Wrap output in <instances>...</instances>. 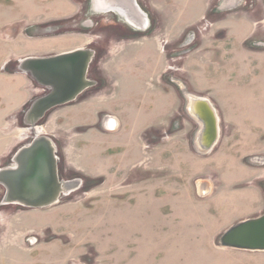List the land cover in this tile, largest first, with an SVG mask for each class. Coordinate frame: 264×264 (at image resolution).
Wrapping results in <instances>:
<instances>
[{"label": "rangeland", "instance_id": "obj_1", "mask_svg": "<svg viewBox=\"0 0 264 264\" xmlns=\"http://www.w3.org/2000/svg\"><path fill=\"white\" fill-rule=\"evenodd\" d=\"M177 2L136 0L143 18L149 19V23L151 21V33L136 40L119 41L112 34L98 32L92 35L86 32L95 31L99 23L97 26L92 17L88 19L87 15L83 17L81 14L79 19L83 18V22L72 23H78V29L66 32L69 29L55 31L52 28V31L37 32L65 20L77 19L75 8L64 14L58 12L61 0H0V113L12 108L0 130L1 137L12 148L3 156L4 151H0V169L13 166L14 154L38 134L49 137L59 147L63 169L91 176L90 166L102 165L100 158H92L91 150L95 140L92 132L97 131L93 118L99 112V116L105 117L103 120L116 116L120 119L121 130L118 133L117 130H105L107 133L116 132L108 138L111 141L109 148L114 154L109 156L116 164L127 152L130 141L133 142L134 155L141 139L146 157H150L157 147L170 146L160 150V155L171 162H178L180 169L187 170L192 165L201 164L208 173L211 170L215 174L216 164L213 162L209 166L206 161L208 154L199 155L193 150L191 136L184 131L189 120L181 94L168 113V100L161 98L163 93L175 89L171 79L178 82L181 78L184 81L185 77L183 64L186 56L177 61V57L172 55L180 34V29L174 24V16L178 17L176 23L181 25L200 11L198 0ZM163 11L166 12L167 26L163 24ZM114 18L115 22L110 20L104 26L127 25L119 15ZM187 29L182 32L181 41ZM53 37L57 41H68L69 45L54 51L29 48ZM91 46L103 49L101 60L94 66V74L105 82L102 90L87 91L73 105L51 110L34 129L29 128L25 123V112L47 91L29 75L20 72L18 62L30 55L48 57L57 52ZM231 57L235 63L226 65L224 75L227 78L232 76L234 85L255 83L257 78L264 81V70H250L237 54ZM209 78L207 84L214 88L216 80ZM233 87L231 83L222 85L225 102L238 98L237 103L252 108L256 112L254 114L264 120V95L259 93L254 101H242L249 92ZM99 102L103 107L94 110ZM87 108L92 112L83 113L82 110ZM84 114L91 118L82 122L79 116ZM162 118L164 124H161ZM152 121L160 123L146 129L145 124ZM183 121H186L184 125ZM135 125L138 129L144 125L145 129L136 133ZM174 125L182 129V142H186L190 150L181 143L172 146L174 138L171 137L176 132ZM39 127L41 132L37 133ZM230 133L231 129L228 130ZM260 139L250 144L251 147L258 146L263 150L264 135ZM232 140H239V136H233ZM145 144L148 149H145ZM255 155L246 157L247 163L256 162ZM257 155L264 157V151ZM171 174L161 170L149 172V176L159 177ZM59 179L68 182L69 178ZM82 179L86 182L84 188L65 193L58 203L50 207L27 210L13 207L0 212V264H264V252L221 249L217 245L218 237L234 225L237 218L257 211L259 204L254 193L259 190V185L254 177L249 178V174L246 178L232 179L237 188L230 186L227 191L238 190L239 194L233 199V207H228L230 204L226 199L204 202L199 198L202 183L211 179L215 191L217 178H132L133 182L140 179L147 182L141 187L137 184L136 189H131L133 192L125 188L131 178ZM94 180L103 182L98 185L95 181L92 185ZM160 181L168 187L174 185L172 189L175 191L188 190L193 196L181 199L182 205L172 208V211L171 207H164L171 199L161 200L164 193L158 188ZM2 195L0 187V198ZM134 195L144 198L131 199Z\"/></svg>", "mask_w": 264, "mask_h": 264}, {"label": "crops", "instance_id": "obj_2", "mask_svg": "<svg viewBox=\"0 0 264 264\" xmlns=\"http://www.w3.org/2000/svg\"><path fill=\"white\" fill-rule=\"evenodd\" d=\"M179 1L180 0H178L177 3H179ZM91 2L92 0H61V5L58 8V12L64 14L71 12L72 9L75 8L77 9L76 13L78 15L77 19H75L76 22H83V18L79 19V15L81 14L83 17L87 15L88 19L89 17H92L96 25L99 23V26H97L99 29H101L100 31L95 29V31L90 30L86 32H89L92 35L98 32V34H104L108 31L109 27L104 26L105 23L113 19L116 20V18H114L116 13L113 11H101L99 7ZM198 5H200L199 13L181 25L176 23L178 17L176 15L174 16V24H176L178 29H180V34L178 35V38L175 37L178 40L174 43L173 49H175L181 41L180 37L182 36V32L185 31V29L195 25L201 19V17L208 15L209 19L214 25L210 31L202 37L196 47L193 48V51L188 53L186 56V62L183 64V71L185 75L184 81L182 78L179 79L178 82L173 84L175 85L176 90L172 89L165 94L163 93L161 98L168 100V103H166L168 108L167 113L169 112V109L171 111V108H174V103L176 104L177 98L179 100V95L181 94L180 88L192 95L206 98L209 100V102H211L218 117L220 133L218 142L212 152L208 154L207 157H209V159L206 161L209 166L213 162L216 164L214 170L215 174H212L211 170H209L208 173L201 164L192 165L190 169L187 170L180 169L181 166L178 162H171L164 156L160 155L161 151L164 149L166 150L170 146L162 147L161 149L157 147L155 150H153V152H151L150 157L149 155L146 157L145 153L142 151L144 147L141 146V139H139L140 145H137L139 149L136 151V155H133V142L130 141L127 147V152H124V156L119 158V163L116 164L115 160L109 156V147L111 141H108V138H110L113 134H116V132L107 133L106 131L100 133L97 131L92 132L95 134V140L91 149L93 151L92 158H100V163L102 165L97 166L92 164V166H90L91 169L89 173L92 177L100 176L103 178H117L119 174H127L130 173V171L132 172L133 167L142 162V167L147 171V178H217L218 186L216 187L215 191L213 190L214 187L211 184V179L210 181H205L202 183L200 190L201 188L208 187L209 192L208 195L205 196H200L199 194V198L204 202L206 200L214 202L218 199H226L230 204L228 207H233L235 202L233 199L239 195L238 190L231 191V194L227 191L230 186L237 188L235 185H233L232 179L246 178L249 174V178L251 176L254 177L255 183L259 185V190L256 189L257 191L254 193L256 195V203L257 205L259 204V206L256 207L257 211L253 212V214L237 218L233 223L236 224L240 221L258 217L264 213V164L262 162L264 157L257 155L262 153L264 148L262 150L258 146L251 147L250 145L257 143L258 140L261 141L260 137L264 135V120L262 117L256 116L254 114L256 112L252 108L249 109L245 105L241 106L239 103H237L238 98L230 101L226 100L225 102L224 93L221 92V87L226 83H231L235 89H246L249 92V96L242 97V101H249L250 99L251 101H254L256 99L255 96L259 93L264 95V81H259L257 76V79H255L257 82L240 86L239 83L236 85L233 84V80H231L232 76L227 78L224 75V71L227 69L226 65L229 63H235V60L231 57L232 54H237L238 57H241L242 63L248 66L250 70L256 68L264 70V0H198ZM177 14L179 15V12H177ZM165 15L166 12L163 11V24L167 26L168 21L164 18ZM115 20L113 21L115 22ZM70 22L74 23V21H69L68 23L64 22L65 24L62 22L60 25H69ZM153 22L154 24L156 23L154 20ZM148 24L149 21H147L146 27H148ZM36 31H40L41 33L44 30ZM55 39V37L52 39L49 38V40L47 39L46 42H40L37 44V46L32 45L29 48L34 50L37 47L40 50L52 51L56 48L63 49V47L69 45L68 41L62 42ZM115 39L119 40L116 37ZM76 49L81 48H73L70 50L57 52L54 55L70 52ZM30 57H35V55H30L29 58ZM127 62L128 61H126V65ZM233 74L235 73L233 72ZM209 77L216 80L214 88L212 87L213 85L211 86L207 84L209 83ZM234 101H236V103ZM100 103L101 102L96 104L98 107H95L94 110H100L103 107L100 106ZM90 110L91 108H87L86 110L82 111L83 113H91L92 111L90 112ZM11 111L12 108L7 112L0 113V130L3 127L2 125L4 124L5 119L9 118L8 116ZM98 114H96V116L93 118V123L95 124L97 122ZM85 116V114L79 116V120H82L83 122L91 118H87ZM112 118H114L116 121L115 130H117L118 133L121 130L119 121L120 119L117 116ZM160 120H162L161 124H164V118ZM188 120L189 126H186L184 131H186V135L191 136V144L194 150L193 144L196 132L198 130V124L192 121L189 117ZM158 123L155 121L147 122L145 124V128L147 129L150 125L153 126L152 124ZM185 123L186 121H183V125ZM108 125L110 126L111 123L109 122ZM136 125L134 126V131H136V133H141L143 131L144 125H140V129H138ZM177 126H173V130L176 132L174 133L175 136L173 135L171 137L174 138L173 142H171L172 146L175 147L178 146V143H181L182 145L187 146V148L190 150L189 145L186 142H182V129ZM230 129L232 130V133L228 134V130ZM235 135L239 136V140H232V137ZM11 148L12 146L8 144V142L5 143V138L1 137L0 131V151H4L1 156L5 155V151L8 153ZM145 148L148 149L146 144ZM138 152L139 156L137 157ZM253 154H256L254 159L257 161L247 163L246 157ZM156 170L172 172V174L167 177L153 175L149 176V172ZM146 183L147 182H142L139 184V186L141 187ZM158 185V188H160L164 193L161 200L164 202L166 199H171V202L165 204L164 207H171L172 211V208L180 207V205H182L181 199L192 195L190 192H188V190L180 191L181 189H179L175 191L172 189L175 188L174 185H172V187H168L167 184L162 181H160ZM137 186V184L131 185L129 187L130 189L127 191L133 192L131 189H136ZM146 193L149 192L146 191ZM130 198L143 199L144 197L142 195H134Z\"/></svg>", "mask_w": 264, "mask_h": 264}, {"label": "water", "instance_id": "obj_3", "mask_svg": "<svg viewBox=\"0 0 264 264\" xmlns=\"http://www.w3.org/2000/svg\"><path fill=\"white\" fill-rule=\"evenodd\" d=\"M101 11H113L128 26L143 30L147 26L136 0H92ZM90 49H76L48 57H30L18 62V70L30 76L47 93L35 99L24 115L25 123L34 129L46 113L74 102L86 89L93 86L87 78L93 59ZM185 101L186 115L198 124L194 150L207 155L219 139V121L208 99L180 88ZM116 127L114 118H108ZM13 166L0 169V186L5 189L2 205H18L27 209H44L59 202L62 195L79 188V181H62L58 175L56 146L49 137L36 134L14 155ZM264 164V159H262ZM209 192L201 188L200 196ZM221 249L264 252V213L240 221L226 229L217 239Z\"/></svg>", "mask_w": 264, "mask_h": 264}, {"label": "flooded vegetation", "instance_id": "obj_4", "mask_svg": "<svg viewBox=\"0 0 264 264\" xmlns=\"http://www.w3.org/2000/svg\"><path fill=\"white\" fill-rule=\"evenodd\" d=\"M141 10V9H140ZM69 21H74L75 20H65V21H62L63 24H65L64 22L68 23ZM149 21V19H148ZM60 22V23H62ZM73 25V26H71ZM213 22H211V20L209 19L208 15L207 16H203L201 17V19L193 26H191L190 28L187 29V32H186V35H187V39H186V35H185V38L184 40L180 41L178 46L173 49L172 51V55L173 57H177L176 60L179 61L181 58H185V56L188 55V53H190L191 51H193V48L196 47V45L199 43L200 39H202V37L208 33L210 31V29L213 27ZM62 26V27H61ZM78 26V23L76 24H72L70 22L69 25H54V27H50L45 29V31H49L51 30L52 31V28H55L56 30L55 31H59V30H62V29H69V30H66V32L68 31H71V30H74V29H78L76 28ZM150 28H152V24L151 22L148 24V27H146L145 29L143 30H137L136 28L132 27V26H123L122 24H113L111 26L108 27V31L105 32V34H112L114 37H116L117 39L119 40H122V41H130V40H136L138 39L139 37H143V36H146L147 33H151L150 31ZM201 28H203V31L201 30ZM42 30V29H40ZM97 30H101L97 27ZM53 31V32H55ZM87 49H90L93 51V59L89 65V68H88V73H87V78L93 82V86L86 89L85 91H83L78 97L77 99L82 96L84 93H86L87 91H90V90H94V91H101L103 86H104V81L99 79L98 76H96V74H94V66L97 64V62L99 63V61L101 60V56H102V47H99V46H91ZM178 63V62H177ZM176 80H170V82L172 84L175 83ZM47 91V89H46ZM76 99V100H77ZM75 100V101H76ZM84 103V102H83ZM74 102L70 103V104H67V105H64V106H61V107H66V106H70V105H73ZM58 108V107H57ZM60 108V107H59ZM56 109V108H54ZM53 110V109H52ZM51 111V110H50ZM50 111H48L46 114H48ZM46 116V115H45ZM103 115L98 114V118H97V122L96 124H94V129L97 130L99 133L100 132H104L105 130H115V128L109 126V122L110 120L108 119V117L106 118V120H103ZM141 146H142V142H141ZM144 149V148H143ZM146 149V148H145ZM112 150V148H111ZM111 150H109V153L110 155H114ZM15 155V154H14ZM62 155V152L61 150L59 149L58 146H56V156H57V162H58V175H59V178H69L67 181H75V180H78L79 181V190L81 188H84V184L86 183L82 178H103V177H98V176H95V177H92V176H85V175H82L80 173H77L73 170H68V169H63L62 167V164L60 162V156ZM142 162L138 163L137 166H134L133 167V170L132 172L130 171V173H127V174H119L117 178H131L130 182L127 183L126 187L125 188H129L131 185H134V184H140L142 183V179H140V181H132V178H147V171L142 167ZM95 181L97 182L98 185L102 184L103 181L101 180H94L92 181V185L95 184ZM96 185V186H98ZM95 186V185H94ZM2 191H3V195H2V198L5 194V189L0 186ZM2 198H0V212H5L6 210L10 209V208H13V207H16V208H20V209H23V210H27V208H24V207H21V206H18V205H2L1 204V201H2Z\"/></svg>", "mask_w": 264, "mask_h": 264}, {"label": "bare ground", "instance_id": "obj_5", "mask_svg": "<svg viewBox=\"0 0 264 264\" xmlns=\"http://www.w3.org/2000/svg\"><path fill=\"white\" fill-rule=\"evenodd\" d=\"M97 7H99V5H96ZM111 123V122H110ZM111 127H112V123H111V125H110ZM36 131H37V133H39V132H41V128L39 127V128H37L36 129Z\"/></svg>", "mask_w": 264, "mask_h": 264}, {"label": "built area", "instance_id": "obj_6", "mask_svg": "<svg viewBox=\"0 0 264 264\" xmlns=\"http://www.w3.org/2000/svg\"><path fill=\"white\" fill-rule=\"evenodd\" d=\"M201 30L203 31V28H201Z\"/></svg>", "mask_w": 264, "mask_h": 264}]
</instances>
